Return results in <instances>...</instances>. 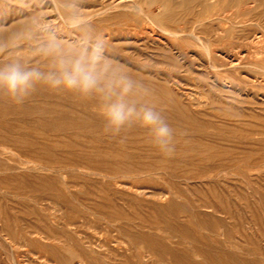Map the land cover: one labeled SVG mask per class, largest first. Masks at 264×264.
I'll use <instances>...</instances> for the list:
<instances>
[{"label": "rangeland", "instance_id": "rangeland-1", "mask_svg": "<svg viewBox=\"0 0 264 264\" xmlns=\"http://www.w3.org/2000/svg\"><path fill=\"white\" fill-rule=\"evenodd\" d=\"M165 1L177 10L174 23L160 22L164 16L160 6ZM135 2L143 9L140 17L126 11L130 0H84L97 29L111 37V55L134 73L155 80L165 81L169 73L178 76L181 88L170 89L173 96L200 112L206 133L197 136L228 150L225 158L242 160L203 175L217 168L185 158L143 154L146 162L162 158L166 166L177 169L178 176L164 170L139 177L106 175L80 159L83 149L46 146L49 141L71 137L54 128L57 121L52 109L77 102L63 91L38 88L37 93L44 90L49 97H32L22 105L11 103L26 109L23 113L7 108L0 113V120L19 125L16 131L0 126V264H178L171 250L179 258L186 256L200 264H207V252L223 258H256L264 264V55H256L264 51V41L257 44L253 39L258 31L264 32V0L210 1L211 11L202 17V0ZM37 11H48L49 20L58 19L50 8ZM23 19L5 17L0 20V32L8 33ZM146 25H154L157 32L182 28L196 36L207 28L212 40L223 30L226 47L219 51L237 56L240 65L231 68L226 61L224 67L209 68L207 50L195 43L189 53L192 58L188 55L194 66L176 67L170 59L158 57L161 52L156 45L136 43ZM236 40L238 47L230 49ZM181 47L175 45L173 53ZM4 54H0V64L9 59ZM173 55L183 62L182 56ZM139 159L134 156V164ZM132 182L142 188L140 194L115 185ZM51 187L55 191L50 192ZM56 189L70 206L55 196ZM106 217L129 220L113 226ZM109 254L119 258H100Z\"/></svg>", "mask_w": 264, "mask_h": 264}, {"label": "clouds", "instance_id": "clouds-1", "mask_svg": "<svg viewBox=\"0 0 264 264\" xmlns=\"http://www.w3.org/2000/svg\"><path fill=\"white\" fill-rule=\"evenodd\" d=\"M50 8L58 19H47ZM140 17L142 7L130 0L126 9ZM25 17L0 39V96L22 105L38 88L65 91L94 100L103 134L124 144L135 128L144 129L160 155L176 153L175 130L153 102L155 90L110 52V43L85 9L84 0H0V20Z\"/></svg>", "mask_w": 264, "mask_h": 264}, {"label": "bare ground", "instance_id": "bare-ground-1", "mask_svg": "<svg viewBox=\"0 0 264 264\" xmlns=\"http://www.w3.org/2000/svg\"><path fill=\"white\" fill-rule=\"evenodd\" d=\"M128 1L129 0H127V2ZM210 1L212 3V1H215V0H202L201 3L203 5V7H202V10L199 12L200 17L204 16L205 13H208L211 11L210 10L211 8L208 6V3ZM216 1H218V0H216ZM223 1H225V0H223ZM235 1L240 2V0H235ZM169 2H170V0H169ZM180 5L181 6L185 5V2L180 3ZM215 5H217V4H215ZM173 7H174V4L167 3L166 1L160 6L161 10H163V12H164V16H163L162 20L160 21L162 24H168V23L171 24L177 20V16L175 14V12L177 10L174 9ZM225 13H227V12H225ZM89 15H91V14H89ZM126 16H128V15H126ZM122 17H125V16H122ZM117 18L119 19V17H117ZM100 22H102V21H100ZM134 22H135V20H134ZM153 23H155V22H153ZM140 27H141V25H140ZM152 27H155V26L153 25ZM152 27L149 25L144 26L143 32L140 35L137 34V36L138 35L139 36L135 38L136 43H140V44L142 43L144 45H149V44L156 45L158 50L161 52V54H159L158 57L170 59V61L176 67L183 68L184 66H189V67L194 66L195 62H193L192 59L189 60V56H190V58H192V55H190L189 53H190V48L196 47L195 43L200 45V47H202L203 49L207 50L209 61H210L207 63V67H209V68L210 67H213V68L224 67V66H226V64H225L226 61L228 62V64L230 65L231 68H237L240 65V58H238L237 56H234V55H233V57L228 56L226 54L223 55L224 52L219 51V49L221 47H224V49L226 47V43H223L224 42L223 38L225 37V33L223 30H222V33H219L215 37L216 38L215 40H212L211 35L209 34V31H208L209 29H207V28H204L201 30L200 33H202L201 34L202 36H196L197 33L189 32L188 30H184L182 28H180L179 30H176V31L166 30V32H163V30H161L162 32H157ZM14 28L12 30H14ZM121 29H123V28H121ZM133 30H135V28ZM101 31L103 32V30H101ZM103 33H106V32H103ZM107 33H106V35L105 34L104 35L109 41L111 39V37L109 36V33L108 34ZM112 33H115V32H113V30H112ZM263 33L264 32L258 31L257 33L254 34L253 39H254L255 43H257V44L263 43V41H264V34ZM132 34H133V32H132ZM132 34H130V35H132ZM6 35H7V31L0 32V39H3ZM112 36H113V34H112ZM179 37H184V38L179 39ZM238 41L239 40H236L233 43L234 45L233 44L230 45V46H232L230 49L238 47L237 46L239 44ZM175 45H180L183 47H181V50L173 53V51L175 49L174 48ZM221 49L223 50V48H221ZM173 54H177V57L182 56L181 58L183 59V62L179 63V60L176 59V57H174ZM124 55H125V53H124ZM256 55L257 56L261 55V57H263L264 51H258L256 53ZM3 56L6 58H9V55L7 53L4 54ZM261 61H262V63H264V60H261ZM121 62H122V60H121ZM142 62H144V61H142ZM129 71L132 72L137 77L142 78L146 82L150 83V85L154 88L155 96L153 98V102L156 104V106L158 108L163 110L164 114L168 118L169 123L171 124V126L175 130L176 153L172 158H174V159H181V158L182 159L183 158L190 159L191 162L204 163V164L209 165V166L213 165L214 168H217V170H215V171L212 170L213 168L209 169V170H205V171H203V173H204L203 175H208V174H210V172H220L219 170H222V169L224 170L226 168L232 167L242 160L240 157H235V158L232 157L229 159L225 158L224 156L228 153L227 152L228 150H226L225 148H223L221 146H217L214 143H209V144L205 143L204 139H201V138H199V136H197L199 134H205L206 133V128H205L203 122H201L199 120L200 119V112H198V110H194V108L192 107L191 104L190 105L184 104L179 98L173 96V93L171 91V89L179 90L181 88L180 87V80H179L178 76H175L173 73H169L167 80L160 81V80L156 79L157 80L156 81L155 79H153L149 76H146V75H143L140 73H134L131 70H129ZM39 89H41V88H39ZM63 92H64V94L68 95L70 101H72L71 99H74L77 102V104H73L74 106H77V110L73 109L74 108L73 105H67L66 103H65L66 105H63L59 109H54V110L52 109V111L55 112V121H57L56 122L57 124H54L55 125L54 128L56 130H60V131L70 133L71 137L69 138V140H67V139L66 140H59L58 139V140H53V141L51 140L52 142H50V141L47 142L46 146L55 145V146H60V147H65V148H67L69 146H74V147H77L80 151L83 149L82 150L83 152H80V154H79L80 159H83L85 161H89V162L95 164L97 166L98 170H100L101 172H103L104 174L109 175V176H120L121 178H122V176L139 177V176H143V175H147V174L151 175L152 173H155L159 170H161V171L164 170L172 176H176V177L178 176L177 169H172L169 166H166L165 161L162 160V158H164V157L162 155H160L154 148L151 147V145L148 142V135L144 129L135 128L132 132H130L128 134L127 141L124 144L118 143L117 140H115V139H110L108 137L105 138L103 131H102L103 120H102V117H101L97 103L94 100L84 99V98H81L80 96L73 94V93H70V92H65V91H63ZM46 93L47 92L46 91L44 92V90L40 91L38 93L36 92L30 98H32V97L33 98H40V100H41V98L47 99L49 97V95H47ZM63 102H64V99H63ZM6 108L8 109V111L19 112V113H23L26 110L24 108L12 106L11 103H9V101L6 98L0 96V113L3 112V110L5 112ZM51 117H52V115H51ZM38 123H40V122H38ZM0 126L6 127L7 129L15 130V131L17 130V128H19L18 124L8 123L4 119L0 120ZM30 128H32V127H30ZM42 132H44V131H42ZM37 136H40V135H37ZM217 140H219V139H217ZM4 141H6V139ZM18 142H19V140H18ZM86 149H89V150H86ZM39 152H40V150H39ZM191 152H193V154ZM42 153H44V152H42ZM143 154H146L148 156L160 155L159 157H162V158L155 159V161L146 162V161H143V159H142ZM134 156L140 158L139 159L140 161L137 160L136 164H134V162H133ZM53 164H55V163H53ZM84 168H86V167H84ZM62 171H64V170H62ZM66 171H67V169H66ZM117 178H119V177H117ZM57 183H58V181H57ZM115 185L118 187H121V186L125 187L130 192H132L136 195L140 194L141 190H142V188H140L137 185V183H135V182H132V183L124 185V186L122 183H117ZM83 187H85V186H83ZM48 189L50 190V192L55 191V189L53 187L48 188ZM58 190L56 191L55 196L59 200L62 199V201L64 203H67V199ZM108 196H109V194H108ZM35 198L37 201H40V200L45 201L46 200L42 197H35ZM51 199L52 198L50 197V200ZM148 200H149V198H148ZM70 205L71 204H68V203L66 204V206H70ZM113 207H111V208H113ZM118 210H120V209H118ZM52 213H54V212H52ZM97 215H98V213H97ZM106 218L108 219V222L113 226L114 225L116 226L119 223V220H121V221L129 220L128 217H118L116 219L113 217H106ZM69 224L76 225V222L69 223ZM122 227L123 226H119V228H122ZM95 233H97V232H95ZM99 239L100 238H98V240ZM87 246H88V244H87ZM112 246H114V245H112ZM120 248H122V247H120ZM174 251L175 250H171L170 253L173 255L172 259H174V261L176 263H178V264H200V263L196 262L195 260H193L192 258H187L186 256L179 258L177 256L178 253H175ZM69 255L72 256L71 254H69ZM97 258H99V257H97ZM100 258H119V257H114L113 254H109L107 256H102ZM121 258H124V256H121ZM204 259L207 262V264H260L259 259L257 260L256 258L253 260L241 259V258H236L234 255H231V256L227 255L226 258L225 257L223 258L221 256H215L213 253L211 254V252H207V258H204Z\"/></svg>", "mask_w": 264, "mask_h": 264}]
</instances>
